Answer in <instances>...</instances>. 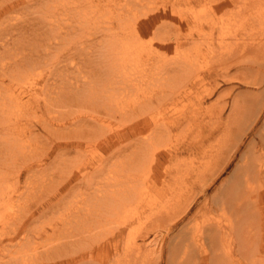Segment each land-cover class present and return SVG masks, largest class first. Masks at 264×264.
<instances>
[{"label": "rangeland", "instance_id": "obj_1", "mask_svg": "<svg viewBox=\"0 0 264 264\" xmlns=\"http://www.w3.org/2000/svg\"><path fill=\"white\" fill-rule=\"evenodd\" d=\"M167 1L169 0H141V5H135V0H0V71L6 69L12 71L13 75L18 74L19 81H17L21 87L19 85L16 93H19L20 101L33 105L31 116L35 124L33 132H26L24 137L23 133L4 136L12 137L14 140V137H17V143L19 140L22 143L25 138L26 141L37 144L36 148L39 149L52 147L42 161L37 162L36 158L28 155L31 160H28L30 165L18 174L19 179L16 174L22 160L9 169H3L6 175L2 182V190L7 195L15 194L12 201L16 202L11 201L10 208L13 207L25 214L27 210L29 212L30 209L38 206L29 216L26 227L38 233L37 229L40 225L50 222L55 224L54 230L46 228L44 232L36 234L31 242L27 241L28 247L23 244L26 231L23 229L20 231L12 240L15 244L12 247L18 246L19 264H35L36 261L45 264H75V260L81 259L78 256L70 262L69 256L59 257L75 247L71 241H67L66 246L62 245L61 239L65 236L63 234L72 225L71 222L63 220L64 217L69 212L77 214L83 212L82 217H85L90 209L94 212L102 201L97 194H104L108 181L115 182L117 178L125 176V173L130 174V180L134 179L127 185L129 188L127 203L135 206L131 204H127L125 208L119 206L113 222L108 223L110 228L108 224L107 226L109 230H116L119 227L120 231L110 238V246L104 242L99 247L96 245L94 255L98 260L90 264H180L173 253L180 251L181 254L182 250L186 252V242L188 243V239L193 238L194 235L201 238L197 243L203 242L206 248L208 246L210 250L212 249L213 243L207 236L209 232L207 229L208 225L216 222L209 220H213L216 215L220 220L227 218L231 215V211L222 212L219 209L220 213H214L215 215L206 211L198 213L197 216L196 211L204 201V197L200 194L197 196L198 202H195L187 214L184 210L189 203L187 202L191 194L189 192L193 193L190 190L193 185L195 189L193 194H195V191L201 187L200 183H207L209 180L207 177L211 175L212 178L215 177L213 174L222 167L224 158H228V155L233 153V148H228L232 141L228 146L224 142L222 144L225 146L221 145L225 132L223 133L221 128L216 130V126L213 125L216 124L217 115L223 108L222 121L228 123L233 119L232 116H239L240 110L245 109V99L259 89L249 82L229 78L239 75L242 79L252 81L257 73L247 68L242 69L240 66L227 67L229 59L226 48L233 47L230 44L234 42L233 35L235 36L243 28L250 30L243 35L248 45L252 43L256 45L259 42L264 44L262 34L258 33L262 30L259 28L264 27V0H239L230 7L229 2L225 1L217 4L219 8H225L227 11H234L239 7L254 8L252 17L250 16L245 25L240 26V30L235 29L236 24L233 22L224 24L223 30L225 29L227 34L225 37H228L224 40L225 48H220V40L223 39L219 38V27L213 30L212 24V18L217 21V25L220 24L217 19L220 18L222 11L218 16L214 12V16L211 8L208 9L216 0L203 2L175 0L178 1L176 4L174 0L168 2L173 9L181 8L182 12L185 11L183 16L188 17L190 28L194 25L191 32L195 38L190 39L191 41L180 39L182 44L178 47L173 40L174 37L169 36L180 31L184 36L187 35L186 22L173 20L174 24H172V20L167 19L161 20L159 24L155 23L160 20L158 13L163 10V4ZM148 23L150 31L144 26ZM129 26L136 29L133 30ZM252 28H257L258 31ZM111 32H117L116 37H113L114 34ZM251 32H254L256 37H251L250 35H253ZM203 33L208 35L210 33L212 37L209 38L208 35L204 37ZM166 39L173 42H167ZM210 41H214V44L207 45ZM151 49L159 52L149 57L148 52L150 53ZM197 49L200 54L194 57ZM57 50H60V56ZM76 50L82 54L81 57L76 55L77 59H74L71 56ZM241 52L240 59L238 58L240 62L237 63L250 65L257 62L255 60L257 54L254 51L242 49ZM40 54L43 55L41 63L35 66L26 63V69L24 66L21 67L26 57L37 59L41 57ZM55 57L60 58L57 61ZM242 57L245 59L243 60ZM183 58L190 62L186 66L187 74L181 69ZM196 70L202 73V77L192 76ZM226 77L229 79H225ZM10 80L6 78L3 82L7 85ZM207 91L213 92L210 94ZM200 95L204 97L202 100L199 99ZM174 100L177 101L176 107L182 108L183 111L185 108L186 113L177 112L176 107L171 108ZM238 103L240 105L236 107ZM156 106L158 108L155 114L164 116L165 122L163 125L160 122H153L147 127L145 119L149 115H146L145 111ZM252 108L251 112L249 109L245 111V124L255 118L257 108ZM195 109L198 111L195 114L197 117L195 115L193 117V114L188 112ZM9 114L6 110L9 124H23L27 120V115H22L20 110ZM43 122L49 126V130L42 126ZM153 132L158 134L155 143L161 150L155 153V161L151 156L146 158L151 167L139 169L138 166L130 165L127 171L126 169L122 171L117 162L123 156L131 162L136 150L144 152L143 148L146 144L143 145V141ZM251 138L257 141L255 131L245 135L230 163L212 181L207 196L210 198V205L215 208L221 200L218 201L219 198L216 197L223 193L228 183L234 181L236 174L232 176L233 168L239 159H243L240 154ZM152 147L154 145L150 146ZM58 154L73 162L87 161L89 165L83 166L76 176L74 174L71 176L65 186L58 189L55 194L44 196V200L37 204V195L41 188L45 187L49 190L61 180L59 174L63 173L67 178L71 175L69 173L72 167H75L73 162H58V158H61ZM135 161L138 162V158H135ZM98 169L99 173H97ZM205 171L210 175L208 176ZM31 173L32 175L28 177ZM79 176L81 179L78 181L76 178ZM198 179L200 181H196ZM248 183L249 188L244 185L245 193L251 189V192L257 196L258 185L264 189V183L257 182V178H248ZM111 188L113 191L110 194V201L114 205L120 201L124 202L122 184L115 182ZM139 195L146 198L141 199ZM136 196L139 197L136 199ZM127 208L130 209L129 212ZM131 208L139 210L140 216L135 217L124 227L121 222L128 219L127 215L133 212ZM2 212L3 210L0 209V214ZM98 212L92 214L93 231L96 228L93 222L99 216ZM170 214L175 218L174 220L172 218L173 222L171 220L170 223L176 222L171 230L174 237L169 244L163 245L161 237L156 239L155 231L162 229L165 233L166 224L163 223L166 222L161 220V216L164 218L165 215ZM176 214L182 217L179 218ZM76 219L73 218V221ZM251 220L254 221L256 218ZM244 221L250 223L249 219ZM242 228L243 231H237L234 227L227 228L220 236L218 235L217 239L220 242L222 240L223 255L219 252L221 255L216 257L218 252L212 253L209 264H264V247L257 245V238L259 239L261 234L264 237V233H261L262 229L257 227V223L255 227ZM76 232L80 234L83 231ZM145 233L148 235L143 237L142 234ZM253 235L256 246L251 248L249 242L253 240ZM135 237L142 245L140 248L133 244L132 240ZM248 237L251 240L247 239ZM6 241H11V238L7 237ZM18 242L22 243L18 244ZM239 242H242V249ZM115 243L120 245H118V253H115ZM108 248L109 260L106 259L105 262V249ZM199 250H195L196 253L200 252ZM36 254H39V257L34 260ZM54 257L56 258L53 259ZM7 258L3 250H0V264Z\"/></svg>", "mask_w": 264, "mask_h": 264}, {"label": "bare ground", "instance_id": "obj_2", "mask_svg": "<svg viewBox=\"0 0 264 264\" xmlns=\"http://www.w3.org/2000/svg\"><path fill=\"white\" fill-rule=\"evenodd\" d=\"M179 1H182V0H179ZM186 1H190V2L193 1L194 2V0H184V2H186ZM203 1H205V0H202V2ZM221 1L222 2L225 1L227 3L229 2V7H230L232 5H235L239 0H216L214 2L215 4H212V7L209 6V8H208V9L211 8L210 10H211V12H213L212 14L214 16H215L214 12L218 16L220 11H222L220 18L217 19L220 21V24L217 25L216 24L217 21L214 20L213 18H212V21H213L212 24H213V30L217 29V27H219V33H220L219 38L223 39V40H220V45H221L220 48H225L224 40H226L228 37L227 38L225 37V35H227V34L224 31L225 29L223 30L224 24L226 22H233L234 24H236L235 29L237 30V28H238L240 30V26L243 24L245 25V22H247V20H249L250 16L253 15L254 8L253 7L252 8L251 7H239L234 11H231V10L227 11V9L221 8V7L219 8V6L217 5L218 3L220 4ZM168 2H171V0H169L165 4H163V10L158 13L160 20L156 21L155 23L159 24V22L161 20L164 21L167 19H169V20L171 19L172 24H174L173 20H175V21L179 20V22H183V21L186 22V27L188 30H185V31H188L187 35L184 36L183 33L181 31L179 32V30H178L179 33L176 34L174 32L173 36H169V37H174L173 40H174V42H176L177 47H178L180 44H182L180 39H187L189 41L190 39L193 40L195 38L194 35L192 34L193 32H191L193 30L192 28L194 27V25L192 28H190L189 27L190 21L188 20V17L186 15H185V17L183 16V12L185 13V11L182 12L181 8L173 9V6L171 4H169ZM177 2L178 1H175L174 4H176ZM137 4L141 5L142 4L141 0H135V5H137ZM215 5H217V6L214 7ZM193 19H194V17H193ZM155 20H156V18L154 19V21ZM195 21H194V24H195ZM243 21H244V23H242ZM148 25H149V23L144 24L145 29L148 28V31H150V27ZM144 26L142 28H144ZM146 26H148V27H146ZM161 26L162 25L160 23V27ZM129 27H132V26H129ZM129 27H126V28L128 29ZM132 28H133V30L136 29L135 27H132ZM252 29H255V28H252ZM259 29H262V30H259L258 33L262 34V36H263L262 38H264V27L259 28ZM109 30L111 31V28H109ZM152 31H154V30H152ZM248 31H250V30H248ZM248 31L245 30V28H243L240 32L236 33L235 36L233 35L232 40L234 42L230 43L231 45H233V47L228 46L226 48V50L228 49L227 50V55H228L227 59H229L227 67L240 66L242 69L247 68L248 70H253L257 74H255L254 79L252 81H249V80L244 79V78L242 79L241 77H239V75L234 76V77L229 76V78H231V79L235 78V79H240L243 82H249L252 85L257 86L259 89L251 97H249V98L247 97L245 99V101H244L245 109L240 110L239 116H237V115L232 116L233 119L228 121V123H224L222 121V111H224L223 108H222L221 112L219 113L220 115L219 114L217 115L216 124L213 123V125L216 126L215 127L216 130L221 128L223 130V133L225 132L222 139H221V145L225 146L224 144H222L224 142L228 146V145H230L229 142L232 141L230 147H228V148L229 149L233 148V153L228 155V158H224L223 164H221L222 167L221 168L219 167L220 169H218V171L213 175H215V177H217L221 172L224 171V169L227 167V165L230 163L231 159L233 158L234 153L241 146V142L243 141V138L245 137V135L247 133L255 131V133L257 134V141H255L254 138H251L247 142L244 151H242V153L240 154L241 156H243V159H239V161L235 164V166L233 168L232 176L236 174V177L233 179L234 181H232L230 184L228 183V185L226 186L227 188L223 189L224 190L223 193L219 197H216V198H219L218 201L221 199L219 201V203L217 204L216 208L213 205H210V201H209L210 198H208V196H207V191H208L209 187L211 186V183L215 179V177L212 178V175L209 176L210 174H208L205 171V173H207V175L209 176V177H207L209 179L208 182L207 183H205V182L200 183L201 187L199 190L197 189L195 191L196 192L195 194H193L194 190H195L193 188L194 185L190 189L193 191V193L189 192V193H191V194H189L188 200H187V202H189V203L187 204L186 201L184 202L185 205L187 204L186 205L187 207L186 208L184 207L185 210L183 209L185 214H187V212L190 210V208L194 206L195 202L198 200L197 196H198V194H200V196L204 197V201L201 202L199 209L196 211L197 216H198V213L201 214V213L206 212V211L212 212V214H214V213L217 214V212H219V211L225 212L227 210L231 211V215L227 218L222 219V220H220L219 217H217V215H216L215 217H213V220H211V219L209 220V222H211V221L216 222L215 224L208 225V229H207V231H209L207 236L210 237V242L213 243V247L211 250H210V247H208V246L206 248V246L203 245V242L197 243V240L198 241L201 240V238H198V236L195 237V235L193 234L194 235L193 238H191V237H190V239L187 238L188 243L186 242V244H187V247H185L186 252H184L182 250L181 254H180V251H175L173 253L174 258L178 259V262L180 264H209V261L211 259L210 256H212V253L217 251L218 253L215 255L216 257H219V255H221V254L223 255V252H222L223 246L221 244L222 240L220 242L219 239H217V237H218V235L220 236L221 232L225 231L227 228L232 229V227H234V229L237 231H243L244 228H242V227H245L246 229H247V227H255V224L257 223V227L262 229L261 233H264V189H262L258 185L257 196L251 192V189L247 190L246 193L244 192V185L245 184L249 188L248 178H250V177H254L255 179L257 178V182H259V183H264V87H263L264 86V44L262 45L259 42L256 45H255V43L248 45L249 43H247L246 38L244 39V37H243L244 33L248 32ZM251 31H253V30H251ZM257 31H258V29H257ZM111 33L114 34L113 37H116L117 32H111ZM253 33L254 32H251V34H253ZM144 34H145V32H144ZM203 34H204L203 35L204 37H208V36H209V38L212 37L211 36L212 34H210V33H209V35L206 33H203ZM206 35H208V36H206ZM240 36H242V37H240ZM250 36L252 37L255 35L253 34ZM100 41H102V40H100ZM165 41L171 42V43L173 42L172 40H168V39H166ZM213 42L214 41H210L207 43V45L214 44ZM227 45H228V43H227ZM166 46L167 45L165 44V48H166ZM162 47H164V45ZM210 48H212V47H210ZM199 49H197V51L194 53V57H196V55L200 54ZM242 49H245V50L247 49V50H249V52H250V50L254 51V53L257 54V58L255 59L257 62L254 63L252 61L253 64H250V65H245L244 63H237V62H240V60H238V58L240 56L239 53H242L241 52ZM30 50L33 51L34 49H30ZM158 52L159 51H156V49L155 50L151 49L150 53L148 52V54H150L149 57L153 56L154 54H156ZM58 53H59L58 56H60L61 55L60 50L58 51ZM206 53H208V52H206ZM81 54H82V52L76 50V51H74V55L71 57L74 59H77L76 55L81 57ZM38 56L39 55H37V57ZM40 56L41 57L40 58L38 57L37 59H34L33 57L30 58V56L26 57V60L23 64H21V67L24 66V69H26L25 68L26 63H30L29 66L30 65L35 66L38 63H41L42 62L41 58L43 57V55L40 54ZM225 56H226V53H225ZM223 57H224V52H223ZM252 57H253V54H252ZM59 58L60 57L56 58L57 61L59 60ZM244 59L245 58H243V60ZM243 60H241V61H243ZM187 61H188V59H184V58L182 60L181 69L184 70V72H186V66H188L190 64V62L189 61L187 62ZM247 63H249V62H247ZM221 71H222V69H221ZM244 73L245 72H243V75H244ZM186 74H187V72H186ZM201 75H202V73H200V71L197 72V70H196L192 76H194V78H197V77L199 78V77H202ZM17 76H18V74L13 75L12 71H8L6 69L0 71V85H1V88H0V209L3 210V212L0 214V226H2V229H0V250H3V253L5 254V256L6 255L8 256L7 260H4L3 263H1V264H19L20 263L19 257H18L19 256L18 255V249H17L18 246H16V248H13L12 246H14L15 244L12 243V240L15 239V237L19 235V233H20V231H22V229L26 231V235L23 237L25 239V242H23L25 247L29 246L26 242L27 241L31 242V240H33L35 238L36 234H38L39 232L40 233L44 232L46 230V228H52L53 230L55 229V224L52 222H50L49 224H44V225L42 224V226L40 225L39 228L37 229L38 233L33 229L27 228L26 222L28 221L29 216H31L34 213V211H36L38 206H36L35 209H30L29 212L27 210L25 214H22L19 211L15 210L13 207L10 208V206H11L10 202L12 201L13 196L15 194L14 195L8 194L9 195L8 196L7 193H5L4 190H2V182H3L4 177L6 175V173L4 172L5 168L9 169L10 166H15L16 163L19 162V160H22L20 162L21 165H18L19 169H18L17 174H16V176L19 179L20 175H18V174L23 172V170L26 169V167H28L30 165V164H28V160L29 161H31V160L29 159L28 155H31L32 158H36L37 162L42 161L49 154V152L51 151V148H52L50 146L49 148H46V149H41V148L39 149V147L36 148L37 144H34L33 141H26L25 138H24V141L22 140L23 141L22 143H20V140H19V143H17V141H16V140H18L17 137H14L15 138V140H14L12 137L4 136L6 134H12V133H16L17 135H19L20 133H23V137H24L26 132L32 133L33 130L35 129L34 128L35 124L33 122L32 116H31V115H33L32 114L33 105L25 104L24 102L20 101L21 98L19 96V93H16V90H17V88H19V85H20V83L18 82L19 80H18ZM23 76H24V74H23ZM6 78L11 79L10 83H8L7 85H5L3 82L4 80H6ZM223 78L224 77H222V79ZM229 78L226 77L225 79H229ZM20 87H21V85H20ZM212 92L213 91L208 92V93L211 94ZM203 98H204L203 95L199 96L200 100H202ZM176 102H175V100H174V102L172 101V107H171L172 109L173 108L175 109V107L177 105ZM238 105H240V104L239 103L236 104V107H238ZM252 107L257 108V112L254 114L255 118L251 122H248V124H245V111H246V109H249V111L251 112L253 110ZM157 108H158L157 106L151 107L145 111L146 115H149V117L147 116V119H145V126L147 125V127H148L153 122H160L163 125V123L165 122L164 116H158L155 114ZM178 108L179 107H176L177 112L180 111L181 113L182 112L186 113L185 108H183L184 111L182 110V108H179V109ZM6 110L8 111V113H10L9 115L14 113L16 110H20L22 115H27V118H26L27 120L23 124H21V123L9 124V123H7L8 115H6ZM188 112L191 113V115L193 114V117H194V115L198 111L195 109L192 111L190 110ZM161 114H162V112H161ZM118 118H119V116H118ZM9 120H10V118H9ZM42 126L48 130L50 129L49 126L46 125L45 123ZM139 132H142V130H139ZM157 135H156V133L153 132L149 135V138H147V140L145 139L143 141V145L146 144V145H144L145 148H143V151L145 153L141 152V151L139 152L135 148V150H136V151L134 150L135 156L131 162L129 160L127 161L125 156H123V158H121L119 160V162H117V164L119 166H121L122 171L125 169L127 171L129 169L130 165L131 166L134 165L133 167L138 166L137 168H139V169L145 168L146 166H150L151 164L149 165L148 164L149 162L147 160L148 156H151L152 157L151 159L153 161L156 160L155 153L157 151L161 150V148L156 146L157 143H155L156 142L155 140L158 138ZM52 140H54V139H52ZM152 145H154V147L150 148V146H152ZM139 146H140V143H139ZM58 156H59V154H58ZM24 158H26V160H23ZM135 158H138V162H136L137 160L135 161ZM57 161L60 163L65 162V161L68 163L73 162L72 160L67 159V157L66 158L63 157V155L61 156V158H58ZM53 162H56V161H53ZM30 163H32V162H30ZM72 164H74L75 167H72V169L69 173L71 175H69L66 178L65 174H63V173L59 174V177L61 180L58 181L56 184H54V186L52 188H50L49 190H47L45 187L41 188V190L39 191V193L37 195V198H38L37 204H38V202L41 203L44 200V196H48L50 194L52 195V193L55 194L58 189L65 186V183L71 179V176H73V174H74V176H76V173L78 174L79 169H81L83 166L87 167L89 165V163L87 161H81V160H79L77 162H73ZM75 170H77V171H75ZM100 170H101V168H100ZM97 171H98L97 173H99V169ZM195 173H196V175H198V172L195 171ZM195 173H194V175H195ZM199 174H200V172H199ZM31 175H32V173L29 174L28 177ZM64 178H66V179H64ZM89 178L92 179L91 177H89ZM76 179L79 181L81 179V176L77 177ZM139 179H140V177H139ZM130 181L133 182L134 179L131 178V180H130V174L127 175L126 173H125V176H122L121 178H117V181H115L119 184H122L121 192L123 193V196H124L123 197L124 202L120 201L119 203H117V205H114V203L110 201V198H111L110 194L113 191V188H111V185H113L115 182L108 181V183H107L108 186H105V190H106L105 193L104 194L103 193L97 194L102 201L100 202L98 207L94 210V212L90 209L87 212V214L85 215V217H82L83 212L78 213V214L75 212L67 213V216L64 217L63 220H65L68 223L71 222L72 225L69 226L68 231L64 232L63 235H65V236H63V238L61 239L62 245L66 246V245H68L67 241H71L75 247H72L71 249H69L67 254H62L59 257H63V256L68 257L69 256L68 258H69L70 262L74 261L75 258H77L78 256L81 257V259L74 261L75 264H88V263L90 264L91 262L98 260V259H96V255H94V248L96 247V245H98V247H99V245H101V243H103V242H104V244L106 243V245H109V241H111L110 238L115 236L116 233L117 232L119 233V231H120L119 227L116 230H113V229L109 230V228H110L109 222H113L114 216L118 214L119 206H121L122 208H125L127 204L128 205L131 204L132 206H135L132 203H127V199L129 197V195H128L129 194V192H128L129 188L127 185L130 183ZM196 181H200V180L198 179ZM196 181H195V183H196ZM18 182L20 183L21 181H18ZM15 190L17 191L16 188H15ZM66 195H67V193L64 194V197ZM140 195H142V193ZM139 196H136V199ZM214 197H215V195H214ZM140 198L143 199L141 196H140ZM138 200H140V199H138ZM214 200L215 199L213 198L212 201H214ZM12 202H16V201L13 200ZM215 202H217V201H215ZM258 202H260V204H258ZM137 208H138V205H137ZM141 208H143V206ZM127 210H128V208H127ZM132 210H133V212L131 214L127 215V217H126L128 219L121 222V224L124 227L127 226V224H129L130 221H132L135 217L140 216L139 210L138 211H136L135 209H132ZM129 211H130V209L127 212H129ZM95 212H98L99 216L93 222L96 224L95 231H93V229L91 228L92 227L91 220H93L92 214H95ZM123 212H125V211H123ZM141 212H142V209H141ZM222 212H221V214H222ZM68 214H70V216H68ZM174 214H175V211H174ZM177 214H176V216H178ZM173 216L175 217V215H173ZM195 216H194V218H195ZM246 216H248V217L245 218ZM178 217H176V218H178ZM181 217H179V218H181ZM234 217H235V220H234ZM73 218H77V219L75 221H73ZM172 218L173 217H171V214L167 215V216L165 215L164 218H162V216H161V220L163 222L164 221L166 222V223H163V224H166L165 225V233L163 232L162 229L155 231L156 239L161 237V240L163 241V245L169 244L171 242L172 238L174 237L173 233H171L172 232L171 230L173 229L174 224L176 222L172 223L173 220L175 219V218H173V220H172ZM251 218H256V220L252 221ZM245 219H249L250 223H247L246 221H244ZM121 220H122V218H121ZM171 220H172V222L170 223ZM107 224H108L109 228H108ZM78 230L83 231V232L78 234L76 232ZM104 233H106V234H104ZM99 234L100 235L104 234V235L99 236ZM146 235H148V233L142 234L143 237H145ZM66 236H68V237H66ZM7 237H10L11 241H6ZM243 239L244 238H242V241H243ZM247 239H250V238L248 237ZM252 239H253L252 241H250L251 239L247 240V242L250 241L249 244L251 245V248L256 246V239L254 238V235H253ZM254 239H255V241H254ZM82 240H83V242H82ZM132 241L134 242L133 243L134 246L139 247V248L142 246L136 237ZM218 242H220V243H218ZM21 243L22 242H20V243L18 242V244H21ZM239 243H241V249H242V242H239ZM59 244H61V241L59 242ZM114 245L116 246L115 247V253H118V245L119 244L115 243ZM257 245H263V247H264V237L262 236V234L259 237V239L257 238ZM109 246H107V247H109ZM202 246H204V247H202ZM218 248H219V250H218ZM195 250H199L200 252L196 253ZM201 250H202V252H201ZM219 252L221 254H219ZM103 254H104V252H103ZM104 256H105L104 257L105 262H107L106 259L109 260V257H108L109 256V248L105 249ZM38 257H39V254H36L34 260H36ZM55 258L56 257H54L53 259H55ZM116 258H118V257H116ZM116 261H118V259ZM35 264H45V263L42 261H36ZM125 264H127V263H125Z\"/></svg>", "mask_w": 264, "mask_h": 264}]
</instances>
